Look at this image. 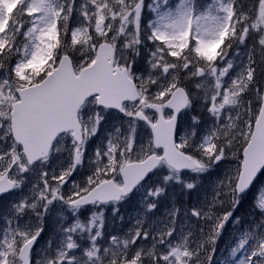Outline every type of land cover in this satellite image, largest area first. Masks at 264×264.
Here are the masks:
<instances>
[{"label": "snow or ice", "instance_id": "6c2138e0", "mask_svg": "<svg viewBox=\"0 0 264 264\" xmlns=\"http://www.w3.org/2000/svg\"><path fill=\"white\" fill-rule=\"evenodd\" d=\"M0 264H264V0H0Z\"/></svg>", "mask_w": 264, "mask_h": 264}, {"label": "rangeland", "instance_id": "374dc122", "mask_svg": "<svg viewBox=\"0 0 264 264\" xmlns=\"http://www.w3.org/2000/svg\"><path fill=\"white\" fill-rule=\"evenodd\" d=\"M194 113H188V114H186L185 115V121L186 122H189L190 121V117H191V115H193ZM94 144H90V146H89V150H88V153L87 154H90L91 153V151H92V149L94 148ZM86 154V155H87ZM76 179L77 180H79L80 179V177L77 175L76 176ZM180 195V193H179V190L177 189L176 190V192H175V195H173L172 193H170L169 194V197H167L166 198V200H165V202H167V200L168 199H170V198H174V199H176L177 200V197ZM180 198H181V200H189V198L188 197H183V196H181L180 195ZM163 207L161 208V213L163 212ZM122 211L124 212V214H125V216H126V218L128 217V216H131V215H134V212H133V206H130V205H124V208L122 209ZM160 215V213H158V216ZM50 231H51V226H50ZM231 233H232V229L231 228H227V230L225 231V233H224V235L222 236V238H221V240H220V242H219V245H218V252H217V259H221V258H223L222 256H221V250H224V249H226V246H227V244L229 243V241L231 240ZM44 243V241H41V244H43ZM224 257H226L227 256V251H225L224 252Z\"/></svg>", "mask_w": 264, "mask_h": 264}]
</instances>
